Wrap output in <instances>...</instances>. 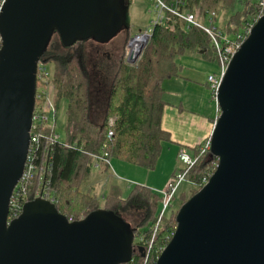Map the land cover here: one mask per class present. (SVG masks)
Returning a JSON list of instances; mask_svg holds the SVG:
<instances>
[{"label":"water","instance_id":"obj_1","mask_svg":"<svg viewBox=\"0 0 264 264\" xmlns=\"http://www.w3.org/2000/svg\"><path fill=\"white\" fill-rule=\"evenodd\" d=\"M127 0H6L0 10V264H128L135 235L100 209L70 222L43 198L8 224L28 159L38 66L54 33L66 45L111 42ZM141 35L131 39L132 43ZM147 36L128 62L140 59ZM211 136L219 159L209 182L177 215L157 264H264V17L231 60Z\"/></svg>","mask_w":264,"mask_h":264},{"label":"trees","instance_id":"obj_2","mask_svg":"<svg viewBox=\"0 0 264 264\" xmlns=\"http://www.w3.org/2000/svg\"><path fill=\"white\" fill-rule=\"evenodd\" d=\"M163 1L195 14L202 22L212 12L230 11L225 27L221 28L229 36L242 32L259 13L254 0ZM56 39L60 44L58 50L52 47ZM91 42L104 45L92 39L66 45L54 33L42 58L43 64L54 65L51 80L55 86L56 114L53 125L42 126L43 137L34 155L36 171L26 185L27 202L43 191L57 201L59 212L73 221L100 209L111 212L135 235V252L128 264H157L176 232L179 210L169 218L165 213L159 221L163 197L149 187L135 185L125 195L109 176V188L99 196L94 188L83 190V184L93 173L92 155L101 154L106 145L111 159L147 171L156 170L164 145L171 143V134L163 128L168 104L164 83L179 77L181 58L201 56L212 62L218 61V53L204 31L170 13H166L164 24L153 26L135 64L122 60L115 71H103L105 61L95 55V50L100 49ZM63 100L68 101L65 141L55 140L59 135L56 119ZM110 131L114 132L113 138H109ZM192 157L196 163L186 173L187 181L194 186L189 199L205 186V180L210 179L219 163L211 151H202V144L193 149ZM99 165L103 172H110L107 164ZM189 199L183 197L182 206Z\"/></svg>","mask_w":264,"mask_h":264},{"label":"built area","instance_id":"obj_3","mask_svg":"<svg viewBox=\"0 0 264 264\" xmlns=\"http://www.w3.org/2000/svg\"><path fill=\"white\" fill-rule=\"evenodd\" d=\"M155 1L157 3L156 8L158 11V17L157 20L153 23V26L157 24H164L166 21V13H170L185 22L187 25L201 29L210 37L214 49L218 53V61L220 66L219 73L217 75H210L208 77V83L210 85L213 98L217 103V93L222 83V80L225 77L231 60L240 50L243 43L247 40L256 23L262 17H264V0H256L259 5L258 15L253 19L250 24L247 25L245 29L242 30V32L238 33L234 39H232L231 36L225 33L221 28L216 26L215 21L217 18V14L215 12H212L207 17L205 23L200 21L195 14L188 11L180 10L176 6H174V4H166L163 0ZM175 1L177 3L179 0ZM5 2L6 0H0V10ZM151 34L152 29H149L144 34H142L141 37L151 36ZM1 48L2 39L0 37V50ZM54 90L55 86L51 80V72L45 64L40 63L37 72L36 106L31 129V143L29 148V154L23 176L18 185L16 186L10 200L8 224H10L21 216L24 210V206L27 203L26 185L28 181L33 177V173L36 171V166L34 164V155L38 149L39 142L43 137L41 134L42 126L53 125L55 122L56 108L54 104ZM51 116H53L52 121ZM110 124L111 126H113L114 120H111ZM113 137L114 132L110 131L109 138ZM59 139L60 136L56 135L55 140ZM211 146V138H209L204 143H202V151H211ZM92 156L98 163L103 162L108 166L111 165V158L107 149V145L103 148L101 154ZM178 158L183 168L176 170V172L170 178L165 190L160 193V195H162L163 197V210L161 212L159 221L165 215L168 208L171 206L172 201L175 198V195L179 191L180 187L183 185L184 182L187 181L186 173L196 163V160L191 155H189L184 149L179 152ZM213 174L209 175V178H211ZM209 180L210 179L205 180V185L209 182ZM36 198L46 199L55 205L57 202L55 199L48 198L46 193L43 191H38L36 194ZM69 221L73 222L72 219H69Z\"/></svg>","mask_w":264,"mask_h":264},{"label":"crops","instance_id":"obj_4","mask_svg":"<svg viewBox=\"0 0 264 264\" xmlns=\"http://www.w3.org/2000/svg\"><path fill=\"white\" fill-rule=\"evenodd\" d=\"M200 58V56L183 57V60L189 62L185 76L180 74L183 78L173 79L179 83L181 89L179 95L181 104L176 106L167 102L164 110L163 128L171 134V143L164 145L159 159L157 169L162 167V174L158 175L154 171H147L122 161L116 164V170L120 175L118 179L138 182L140 185L149 187L154 193L160 194L176 172L174 159L175 157L178 159L179 151L182 149L193 151L211 138L220 109L207 83L212 71L206 65L201 67L203 61ZM137 174L142 175V180L135 178ZM92 176L96 182L101 180L100 185H105V187L109 186V176H112V182H119L110 172H103L97 161H95ZM105 176H108L107 179H104Z\"/></svg>","mask_w":264,"mask_h":264},{"label":"rangeland","instance_id":"obj_5","mask_svg":"<svg viewBox=\"0 0 264 264\" xmlns=\"http://www.w3.org/2000/svg\"><path fill=\"white\" fill-rule=\"evenodd\" d=\"M126 4L127 5H126V16H125V28L109 43L100 46L91 42L96 48L100 49V51L95 50L94 52L95 55L100 58H103V60L105 61V68L103 69V71H110V72L115 71L122 60L127 61L130 53L132 52V49L128 47L131 39L137 37L138 35L144 34L149 29H152L153 23L157 20L158 11L156 8L157 3L155 0H127ZM238 8L240 9V7ZM230 14H231L230 11H225V10L219 11L215 21L216 26H218L219 28H224ZM231 38L234 39L235 35H231ZM52 47L54 50H58L60 48L58 39L54 41ZM200 59H202V61L204 62V63L202 62L201 67H203V65H206L207 68L212 71V75H217L219 73L220 66L218 61L211 62L210 60H205L203 57H201ZM179 64L182 66L180 74L182 76L183 75L185 76V70L188 69L189 62L181 58L179 60ZM46 66L48 67L50 72H54L53 63H47ZM180 74H179V78H183ZM164 89H165L164 99L166 100V102L172 105L180 106L181 100L179 98V95L181 89L179 83L176 82L175 80L167 81L164 83ZM67 108H68V101L63 100L60 104L56 119L57 132L60 135L61 141H65L67 138V133H66ZM52 119L53 116H51V121ZM187 153L192 156L191 150H188ZM119 162L122 161L118 160L117 158L111 159V165L109 166L110 174H112L117 179V181H119L116 183H118V185L125 192V195H127V193L130 190L129 188L134 187L135 185H140V183L132 180L128 181V180L118 179L120 175H119V171L116 170V164ZM182 168L183 166L179 161V158L177 159L175 157L174 170H179ZM162 169L163 168L161 167L159 169L154 170V172L160 175L163 172ZM141 176H142L141 174H137L135 175V178H137L138 180H142ZM107 177L108 176H105L104 179H107ZM100 183L101 180L96 182L94 181L92 176V178H90L85 184H83V190H87L89 187L92 186L93 188H95V192L98 193L99 196H101L103 192L108 190L109 186L108 185L106 187L105 185L101 186ZM193 188L194 186L191 182L186 181L183 183V185L180 187L179 191L175 195V199L172 202L171 206L166 211V218L171 217L173 212H177L178 210L181 209L182 206L181 202L183 197L189 199Z\"/></svg>","mask_w":264,"mask_h":264},{"label":"bare ground","instance_id":"obj_6","mask_svg":"<svg viewBox=\"0 0 264 264\" xmlns=\"http://www.w3.org/2000/svg\"><path fill=\"white\" fill-rule=\"evenodd\" d=\"M146 37H141V38H138L137 40H135L133 43H132V51L133 52H136L138 51L139 47L141 46V44L145 41Z\"/></svg>","mask_w":264,"mask_h":264}]
</instances>
